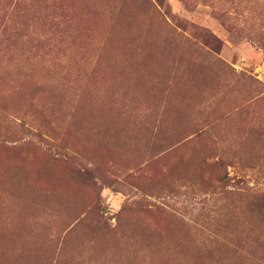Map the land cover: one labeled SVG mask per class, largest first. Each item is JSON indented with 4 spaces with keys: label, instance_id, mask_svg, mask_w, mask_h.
<instances>
[{
    "label": "rangeland",
    "instance_id": "1",
    "mask_svg": "<svg viewBox=\"0 0 264 264\" xmlns=\"http://www.w3.org/2000/svg\"><path fill=\"white\" fill-rule=\"evenodd\" d=\"M0 264H264V0H0Z\"/></svg>",
    "mask_w": 264,
    "mask_h": 264
}]
</instances>
